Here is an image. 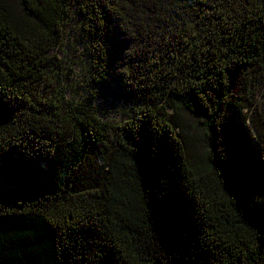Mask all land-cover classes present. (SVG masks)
Listing matches in <instances>:
<instances>
[{
    "label": "trees",
    "instance_id": "trees-1",
    "mask_svg": "<svg viewBox=\"0 0 264 264\" xmlns=\"http://www.w3.org/2000/svg\"><path fill=\"white\" fill-rule=\"evenodd\" d=\"M0 264H264V0H0Z\"/></svg>",
    "mask_w": 264,
    "mask_h": 264
},
{
    "label": "rangeland",
    "instance_id": "rangeland-1",
    "mask_svg": "<svg viewBox=\"0 0 264 264\" xmlns=\"http://www.w3.org/2000/svg\"><path fill=\"white\" fill-rule=\"evenodd\" d=\"M72 55H73V53H72L71 50H67V52H62V53L59 52V53H57V57L59 56L62 59V65L64 67H66V66L72 67V72H73V76H74V74H77V72H78V69L80 67V62L78 60H75L77 62V64L76 65H72V63H71L72 62V57H69V56H72ZM98 102H100V101H97L95 103V105H97V109H100L103 112L114 111L113 109L108 108V104L106 105V104L98 103ZM115 111H116V116L112 117V118H110L108 120L117 119V118L120 117V115H121L120 112L121 111H119V110H115ZM102 120H105V119H102ZM196 134L198 135L199 131H196Z\"/></svg>",
    "mask_w": 264,
    "mask_h": 264
}]
</instances>
